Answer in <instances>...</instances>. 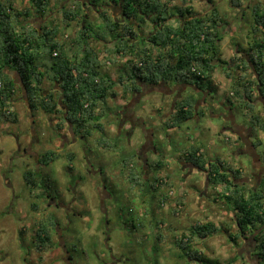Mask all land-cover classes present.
Masks as SVG:
<instances>
[{
    "label": "trees",
    "instance_id": "obj_1",
    "mask_svg": "<svg viewBox=\"0 0 264 264\" xmlns=\"http://www.w3.org/2000/svg\"><path fill=\"white\" fill-rule=\"evenodd\" d=\"M64 1L56 0L60 5L57 7L60 22L57 23L47 18L53 12L51 0H30V7L21 8L15 5V0H0V138L3 124L19 121L15 103L21 98L25 104L27 102L33 116L38 111L55 115L58 120L54 127L58 131L64 126L71 127L74 134H80L102 153L115 151L117 141L106 133L103 119L110 111L109 98L118 96L116 87L122 88L123 97L129 96L132 90H139V83L157 84L162 80L185 81L201 88L210 86L213 90V75L218 64L225 68V77L231 79L230 104L247 112L255 132H264V116L256 112V104L252 102L258 97L264 98L262 0L251 2L249 6L253 15L252 40L243 53L238 49L228 61L220 57L219 44L226 26L232 23L224 18L213 0L207 1L208 9L204 12L196 11L193 2L188 0L178 4L173 0H70L68 4ZM244 1L230 0L235 8L243 6ZM32 17L39 18L38 25L30 22ZM75 21L80 24L76 41L79 53L72 57L67 53V43L62 40V26L68 27ZM148 24L152 30L145 32ZM54 50L57 56L53 55ZM109 52L123 58L120 66L126 75L120 72L113 78L104 70L105 65L115 63ZM195 101L193 95L178 100L165 125L178 126L190 118ZM227 140L233 144L230 138ZM259 141L255 144H262ZM186 150V159L206 172L208 183L222 186L219 192L222 196L218 194L213 200L227 198L233 210L231 220L235 231H229V239L236 243L240 237L253 239L259 264H264V179L250 187L242 182L244 171L231 162L219 156L205 158L200 146ZM61 154L55 149H46L38 154L36 165L24 169L22 178L26 188H30L36 198L31 203L34 211L40 208V200L46 194L42 189L46 180L41 178L42 169ZM66 155L68 160H73L72 152ZM134 164L131 158H126L115 174L130 191L146 184V173ZM161 167L159 163H152L153 170ZM158 176L151 179V186H171L166 176ZM58 224L56 216L44 213L32 225L29 240L25 238L28 226H21V247L26 249L24 262L31 264L28 258L31 250L41 255L52 251ZM220 230L228 231L212 221H196L183 231L175 244L188 256L189 263L219 264L193 250L192 246L195 239L204 240ZM158 236V240L163 239L162 235ZM239 254L236 253L231 262L237 260Z\"/></svg>",
    "mask_w": 264,
    "mask_h": 264
},
{
    "label": "rangeland",
    "instance_id": "obj_2",
    "mask_svg": "<svg viewBox=\"0 0 264 264\" xmlns=\"http://www.w3.org/2000/svg\"><path fill=\"white\" fill-rule=\"evenodd\" d=\"M188 1L193 2L192 7L196 11L204 12L207 9L206 0ZM64 2L68 4L70 0ZM180 2L181 0H173L175 4ZM213 2L219 7L220 13L232 23L233 28L223 34V40L219 44L220 57L228 61L234 56L233 50L243 51L253 38L250 31L253 23L252 8H249L245 15H241L244 6L235 8L230 0ZM29 3L30 0H15L18 8L30 7ZM51 4L53 12L51 11L47 18L55 19L58 23L60 17L57 7L60 5L56 0H51ZM38 20L39 18L32 17L30 22L38 25ZM150 29L149 24L144 27L145 32ZM62 31L64 33L62 40L67 43V53L72 57L78 55L76 41L80 34L79 21L65 28L62 26ZM108 55L114 58L115 63L105 65L104 70L113 78H117L118 74L123 72V67L120 66L123 64V58L114 52H109ZM102 59L105 60L106 56L104 55ZM224 69L218 64L213 75V81L219 90L218 96L215 90L212 96L211 94L204 96L209 97L208 100L212 102V107L208 111L215 112L220 117L212 118L210 117L212 114L209 113V116L206 115L200 120L193 118L182 123L177 129L169 130L163 122V115L149 117L150 111L147 109L153 107L158 93L144 97V102L140 104L138 110L144 117L142 128H146L149 123L154 124L156 147L159 149L162 146L166 156L160 159L159 153L154 155V150H150V161H153V158L156 161L160 159L162 167L148 172L144 180L145 186L136 187L131 191L129 186L115 177V174L118 172L119 164L126 158H131L135 162L134 165L141 167V160L135 154L145 139V134L138 125L134 127L135 130L133 128L134 135L130 139L127 132L123 133L122 127L118 128L121 120L118 108L129 98L122 96L121 87L115 88L118 93L116 98H109L110 111L103 119L106 123V132L110 137H115L118 144L117 149L109 153H102L95 145L92 147L86 140L82 141V138L60 148L62 133L65 142L75 138L72 129L70 127L59 131L52 129L57 120L55 115H46L40 111L34 114L32 124L25 102L21 98L17 100L15 106L19 113V121L14 124H3V134L0 138V264L28 263L24 262L23 258L26 249L21 247L20 228L22 225L28 226L25 236L28 239L32 233V225L44 213L56 216L59 223L58 234H54L55 245L52 251L41 255L31 250L28 255L31 264H67L63 260L64 244L73 263L77 264H200L195 261L189 263L188 256L183 255L184 251L175 244V240L183 235V231H187L196 221H212L224 229L228 230L229 227L230 230H220L219 233L204 240L195 239L193 250L199 251L210 260L218 261L219 264H244L242 260L231 262L238 252L244 256L240 248L244 238L240 237L236 243L228 237L229 231L231 233L235 231L232 217L226 212L229 208L233 213L232 208L227 205L228 199L223 197L217 202L214 201L213 198L218 197L220 191L205 181L206 177L202 176V172L191 166L182 155L184 148L200 146L205 158L222 157L221 159L231 162L234 167L242 168L244 173L250 168L247 163L248 152H237L235 146L237 143L234 144L237 141L236 135L229 130L222 133L223 129H228V120L224 119L232 110L228 106L233 107L228 101V98L232 97V86L224 75ZM193 81L197 82L195 79ZM199 83L201 85V82ZM187 93L196 94L191 89ZM201 94L203 96V93ZM218 97L222 99L219 105L216 101ZM165 99L169 98L166 96ZM154 107L162 106L159 104ZM255 109L264 116V107L260 103L256 104ZM232 112L237 118L235 123L251 125L250 117L244 109L236 106ZM210 121L213 126L209 124ZM185 132L190 135H186ZM257 134V141L260 139L259 142L262 143H258L257 153L264 161V134L262 131H258ZM16 137H20L22 147L28 142L32 143L31 150L35 152V157L22 154L11 159L17 148ZM187 137L190 138L186 139ZM228 138L234 143L231 144ZM257 141L255 139L256 143ZM240 146H243V143ZM49 148L62 154L59 159L42 169L41 178L46 179L43 181L42 189L46 190V194L40 200V208L34 211L31 209V203L36 198L33 197L30 188H26L22 174L26 167L37 164L38 154ZM68 152L74 153L72 161L67 159ZM169 154L175 155V159H170ZM157 175L166 176L171 186H151V179ZM221 188L220 186V190ZM100 190L103 191L104 197L98 196ZM55 203L65 205L57 206ZM158 235H162L163 239L158 240Z\"/></svg>",
    "mask_w": 264,
    "mask_h": 264
},
{
    "label": "flooded vegetation",
    "instance_id": "obj_3",
    "mask_svg": "<svg viewBox=\"0 0 264 264\" xmlns=\"http://www.w3.org/2000/svg\"><path fill=\"white\" fill-rule=\"evenodd\" d=\"M245 1H244L245 4H243L244 8L241 10V15H245L248 12L249 6H250V4L252 2V0H245ZM237 16L238 15H236L235 17H237ZM233 21H234V19H233ZM151 30H152V27H151V29L148 32H150ZM230 30H231V25L226 26V29L223 31V34L225 32H227V31H230ZM240 56H243V54H240ZM228 64H230V63H228ZM139 85H140V87H139L140 89L139 90H132L131 93L129 94V96H128L129 98L125 102V104L123 106H119V108H118L119 117H121L120 124H119L118 128L120 129L122 127L123 128V133L127 132L128 136H130L129 137L130 139L134 135V131H133L134 127L139 125L141 127V129H143L144 134H145V139L139 145L138 150H137L138 151L137 155H138V159L141 160V167L140 168H142L143 172L147 174L148 172L149 173L153 172L152 163L153 164L154 163H159L162 166L163 163H162V160H160V159H163L166 156V153L163 151L162 146H160L159 149H157V147H156L155 136L153 134V130L155 129V126H153L154 124L149 123L146 126V128H142L143 127L142 125L144 123V121H143L144 117L140 115L138 110H139L140 104H142V102H144L143 101L144 97H147L148 94L149 95H151V94L152 95H156L158 93L157 99L152 104L153 107L149 108L148 105L145 106V107L146 108L148 107V109H147L148 112L150 111L149 112L150 113V115H149L150 118H153V115H156V114H158V116L159 115H163L162 116V117H164L163 122L165 123V120L174 112L175 107H176V102L178 100L183 99V98H185L187 96H190V95L196 96L194 112H193V114H192V116L190 118L186 119L183 122V123H185V122H187V121H189V120H191L193 118H196V119L200 120V119L204 118L206 115L209 116V113L212 114V116H210L212 118L215 117V116H219L220 117V115H217V113L208 111V109L210 107H212V102L208 100L209 97H207V98L204 97V96L209 95V94H211V96H212V92L214 90L216 91V96H218V91L219 90L216 87L215 83H214L213 90H212L210 88V86H206L204 88H201V87H198L195 84H191V83H188V82H185V81H178V82L174 81L173 82V81L162 80V81H160L157 84L139 83ZM189 89H191L192 91H195L196 94H189L190 92L187 93V91ZM201 93H203V96H202ZM166 96L169 99L166 100L165 99ZM216 101L218 102V105H219V103L222 101V99L218 97V99ZM252 102L254 104L260 103L264 107V98H262V97H258L254 101L252 100ZM159 104H161V106H162L161 108L160 107H158V108L154 107V105H158L159 106ZM232 106L233 107H231V106H228V107L230 108V110L232 109L234 111L236 106L235 105H232ZM228 107H227V109H228ZM136 108H137V110H135ZM232 110L230 111L229 116H225V118H224V119L228 120V129H226V128L223 129L222 133L225 132L226 130H229L230 132H232L233 134L236 135L235 139L239 138L240 143L241 144L244 143L243 146H240V147L237 146L236 148L240 149V152H242V151L243 152L244 151L248 152V154L250 155L252 160H251V163H250V169L245 170L246 173L242 177L243 178L242 182L243 181L244 182L248 181L249 177H250L252 179V182L254 183L252 185H257L262 180L260 177L262 176L261 172H263L262 168L260 169L261 172H257V173L255 172V170H256L255 160L258 157H260V155L257 153V147L258 146L255 144V141L253 143H249L246 140H247V138H249L248 136H253V137H256L255 139L257 141V137L258 136H256V135H258L257 134L258 132H255L253 130V128H251L250 125L245 127V126L239 125L238 123H235L236 122V118H235L236 116H235V113L232 112ZM55 118L57 119L56 116H55ZM57 120H56V122H57ZM230 121H232V122H230ZM56 122L52 125V127H53L52 129H54V130H57L54 127V126H56ZM128 122H130V123H128ZM127 124H128V126H130V124H132V125L130 127H128ZM209 124L211 126H213L212 121H210ZM180 125L171 126V127H167V128L169 130H173V129H177ZM65 127L66 126H64L62 128V130ZM134 130H135V128H134ZM118 134H120V131L118 132ZM185 134L186 135L187 134L190 135L187 132H185ZM263 134H264V132H263ZM61 136H62V139H61V143L59 144L60 148H64L66 145L73 144V143H75V141L81 140V138H82V141L85 140V138L82 137L80 134H74V136H75L74 139H71V141L65 142L64 141L65 137H64L63 133L61 134ZM16 138L17 139H15V140H17L16 141L17 148H16V152H14V154L11 156V159L14 158L16 155L19 156V155H22V154H29V155H32V156L35 157V152L33 150H31L32 143L28 142V144H26L24 147H22V143L19 141L20 137H16ZM189 138L190 137H187L186 139H189ZM186 149L187 148H184V150H182V155H184L185 158H187V154H188V151ZM150 150H154V155H157V153L160 154L159 155L160 159L158 161H156L154 158H153V161H150V156H149L150 155L149 154ZM234 157H236V154H234ZM169 158L170 159H173V158L175 159V155L171 156L169 154ZM186 161H189L191 166H192V162L190 160L186 159ZM171 163L173 164L172 161H171ZM193 166L196 169H199L195 165H193ZM89 171H91V170L89 169ZM248 175H250V176L248 177V180H247V178L245 176H248ZM145 177H146V175H145ZM98 196L99 197H104V193H103L102 190L99 191V195ZM55 205L63 206V205H65V203H55ZM57 227H59V224H58ZM57 227H56L55 232L58 234V228ZM57 243H58V240H57ZM59 245L63 246V245H61V243H59ZM62 251H63V260L67 264H74L72 259H71V255L69 254V251L66 248L65 244H64V247H62ZM112 262H114V261H112ZM107 264H113V263H107Z\"/></svg>",
    "mask_w": 264,
    "mask_h": 264
},
{
    "label": "crops",
    "instance_id": "obj_4",
    "mask_svg": "<svg viewBox=\"0 0 264 264\" xmlns=\"http://www.w3.org/2000/svg\"><path fill=\"white\" fill-rule=\"evenodd\" d=\"M207 1V0H206ZM254 1V0H253ZM252 1V2H253ZM258 0H255L254 2H257ZM237 15V14H236ZM231 16H233V15H231ZM234 23V22H233ZM223 40V39H222ZM243 50H244V48H243ZM235 52V50H233V53ZM241 53H243L242 51H241ZM238 54H240V52L238 53ZM230 80V79H229ZM231 81V80H230ZM236 118V117H235ZM237 119V118H236ZM242 126H248L247 124H243ZM256 136H258V135H256ZM249 138H247V142H249V143H253L254 141H255V138L256 137H253V136H248ZM237 141V146H239L240 147V141H239V139H236ZM234 143V142H233ZM236 146V145H235ZM238 147V148H239ZM238 151L237 152H239L240 153V149H237ZM242 153V152H241ZM248 155V166H250V163H251V157H250V155L249 154H247ZM235 158V157H234ZM236 160V159H235ZM239 162V161H238ZM240 164H242V162L240 161ZM255 164H256V170H255V172L257 173V172H261L260 171V169L262 168L263 169V172H261V174H262V176L260 177L262 180L264 179V161L260 158V157H258L256 160H255ZM243 165V164H242ZM248 169H250V168H248ZM241 170H242V168H241ZM243 171V170H242ZM200 172H202V176H204V177H206V172L205 171H201L200 170ZM194 173H196V172H194ZM194 173H192V175L194 174ZM246 173V172H245ZM189 176H191V175H189ZM250 175H248V176H245L246 178H247V180H248V177H249ZM203 177H201V179H202ZM202 181H204V178H203V180ZM205 181H208L207 180V177H206V179H205ZM244 183H246V185H249L250 187L252 186V184H253V182H252V179L249 177V180L248 181H245ZM206 185H207V183H206ZM211 185V184H210ZM206 187V186H205ZM222 187V186H221ZM210 188H211V186L208 188L209 190H210ZM208 189H206V193L208 194ZM216 189L218 190V191H220V186H218V187H216ZM202 194V193H201ZM202 195H204V194H202ZM205 196V195H204ZM208 196V195H207ZM223 198V197H222ZM221 197H220V199H222ZM227 205H229V204H227ZM230 206V205H229ZM231 211H233V210H231ZM226 212L232 217L233 216V213L232 212H230V209L229 208H227L226 209ZM254 240L253 239H251L250 237H247V238H244L243 240H242V242H241V249H242V251L241 252H243V254H244V256H241V254H239V257H238V259L237 260H242V261H244V264H259V261H260V259H259V257L257 256V250H256V248H255V246H254ZM242 257H243V259H242Z\"/></svg>",
    "mask_w": 264,
    "mask_h": 264
},
{
    "label": "water",
    "instance_id": "obj_5",
    "mask_svg": "<svg viewBox=\"0 0 264 264\" xmlns=\"http://www.w3.org/2000/svg\"><path fill=\"white\" fill-rule=\"evenodd\" d=\"M26 106H27V109H28V114L30 116V120H31L32 124H34L33 114L31 113L30 107L27 104V102H26ZM70 129H71V127H70Z\"/></svg>",
    "mask_w": 264,
    "mask_h": 264
},
{
    "label": "built area",
    "instance_id": "obj_6",
    "mask_svg": "<svg viewBox=\"0 0 264 264\" xmlns=\"http://www.w3.org/2000/svg\"><path fill=\"white\" fill-rule=\"evenodd\" d=\"M53 55H54V56H57V55H58L57 50H54V51H53Z\"/></svg>",
    "mask_w": 264,
    "mask_h": 264
},
{
    "label": "bare ground",
    "instance_id": "obj_7",
    "mask_svg": "<svg viewBox=\"0 0 264 264\" xmlns=\"http://www.w3.org/2000/svg\"><path fill=\"white\" fill-rule=\"evenodd\" d=\"M25 12V11H24ZM25 17V16H24ZM60 36V35H59ZM242 88V87H241ZM253 118V117H252ZM263 119V118H262ZM254 121V120H253ZM243 122V121H242ZM244 144V143H243ZM208 176V175H207ZM129 177H130V175H129Z\"/></svg>",
    "mask_w": 264,
    "mask_h": 264
}]
</instances>
